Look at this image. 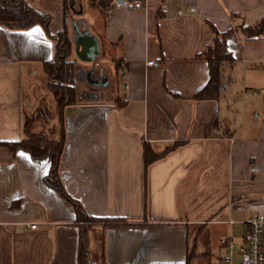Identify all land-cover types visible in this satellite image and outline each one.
<instances>
[{
    "label": "crops",
    "instance_id": "obj_1",
    "mask_svg": "<svg viewBox=\"0 0 264 264\" xmlns=\"http://www.w3.org/2000/svg\"><path fill=\"white\" fill-rule=\"evenodd\" d=\"M24 1L49 16V33L65 28L75 99L59 111L40 94L38 77L50 92L54 81L43 26L0 25V142L25 138L24 117L43 102L49 117L31 129L64 135L61 184L97 219L79 221L45 182L47 156L0 144V264H78L82 226L94 264H212L222 237L242 243L264 213V33L242 27L264 16V0ZM214 30L233 60L219 95L199 99ZM88 43L114 63L116 87L95 59L73 60ZM144 142L157 152L181 144L144 167Z\"/></svg>",
    "mask_w": 264,
    "mask_h": 264
},
{
    "label": "trees",
    "instance_id": "obj_2",
    "mask_svg": "<svg viewBox=\"0 0 264 264\" xmlns=\"http://www.w3.org/2000/svg\"><path fill=\"white\" fill-rule=\"evenodd\" d=\"M49 16L46 13L39 12L30 7L24 0H0V25L8 28H28L34 24L43 26L46 33L52 36L55 44V53L53 59L44 62V68L47 74L54 79L50 84V90L55 98L57 108L60 109L73 103L75 99V89L73 85L74 66L68 59L70 50V41L65 28L51 34L48 31ZM247 35L264 33V16L251 25L242 27ZM215 37L212 43L202 53L203 58L208 62L209 78L208 81L195 93V98H216L226 81L222 74L221 67L223 64L231 63L233 57L231 52L226 48L224 34H219L214 30ZM36 114L25 115L24 129L26 137L16 141L0 142L8 146L12 151L17 148L29 150L33 156H47L50 160L48 172L44 175L47 184L57 189L69 201L77 206V219L79 221H93L97 218L92 217L84 212L77 201L64 190L59 178V160L64 149V135L59 139H50L41 131H32L31 124L38 119H47L49 117L46 106H40ZM38 116L40 118H38ZM181 142H175L165 147L162 151H155L148 143H143L142 162L147 167L154 160L162 157L166 152L179 146ZM113 219L112 221H116ZM111 221V220H110ZM118 221V220H117ZM121 221V220H119ZM88 242L87 232L84 226L80 229L78 244V264H94L87 259Z\"/></svg>",
    "mask_w": 264,
    "mask_h": 264
},
{
    "label": "built area",
    "instance_id": "obj_3",
    "mask_svg": "<svg viewBox=\"0 0 264 264\" xmlns=\"http://www.w3.org/2000/svg\"><path fill=\"white\" fill-rule=\"evenodd\" d=\"M140 7L139 2L134 4ZM147 64L154 63L153 60H147ZM227 222L232 225L234 220ZM29 228H35L36 223H27ZM220 245L223 247V255L212 264H264V213H255L247 222L242 243H236L231 235L220 239Z\"/></svg>",
    "mask_w": 264,
    "mask_h": 264
},
{
    "label": "rangeland",
    "instance_id": "obj_4",
    "mask_svg": "<svg viewBox=\"0 0 264 264\" xmlns=\"http://www.w3.org/2000/svg\"><path fill=\"white\" fill-rule=\"evenodd\" d=\"M83 3H84V0H83ZM70 11L73 12L71 8H70ZM90 57H92V58L90 59ZM73 60H75L79 64H81L82 62L84 64H86V63H89V61L91 62V61L94 60L95 61L94 63H98V65H96V68L100 71V74H102V75L105 74V76H107V77L110 76L112 78L111 81H110V86L116 87V85H118V83L116 82V79H114V77H113L114 76V73H115V71H114L115 69H114V66H113L114 63H112L109 60V58L107 57V55H105V56L101 57V59H99V57H98V50L97 49H93L92 50V53H90L89 54V57H87V55L85 54V51L81 48L79 51H75V53L73 55ZM80 71H83V70L80 69ZM80 71H78V72H80ZM39 83L40 84L42 83V85H43V86H40L39 87L42 90V91H40V94L43 97L46 98L47 102L48 101L51 102V103L54 102V98L51 97L52 96V92H50L49 89L46 86V81L45 80H42V79H40L38 77L37 78V84H39ZM101 89L103 91L102 92L103 94H102V96H100V98H103V97H105V94H106V91L107 90H105L106 88H101ZM41 105H44V103L39 101L37 103V105L35 106V109L32 111V114H34V115L36 114V116L39 115V114H37L35 112H36V110H39V107ZM47 105H48V103H47ZM38 118H40V117L38 116Z\"/></svg>",
    "mask_w": 264,
    "mask_h": 264
},
{
    "label": "water",
    "instance_id": "obj_5",
    "mask_svg": "<svg viewBox=\"0 0 264 264\" xmlns=\"http://www.w3.org/2000/svg\"><path fill=\"white\" fill-rule=\"evenodd\" d=\"M82 49L87 53V57H89V54L92 53L93 49H96V47L92 46V44L88 43L86 45H82ZM92 57H90L91 59Z\"/></svg>",
    "mask_w": 264,
    "mask_h": 264
},
{
    "label": "snow or ice",
    "instance_id": "obj_6",
    "mask_svg": "<svg viewBox=\"0 0 264 264\" xmlns=\"http://www.w3.org/2000/svg\"><path fill=\"white\" fill-rule=\"evenodd\" d=\"M34 30H39V29L37 28V29H34Z\"/></svg>",
    "mask_w": 264,
    "mask_h": 264
}]
</instances>
